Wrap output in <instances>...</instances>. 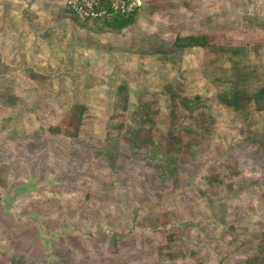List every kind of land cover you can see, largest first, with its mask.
<instances>
[{
	"label": "rangeland",
	"instance_id": "obj_1",
	"mask_svg": "<svg viewBox=\"0 0 264 264\" xmlns=\"http://www.w3.org/2000/svg\"><path fill=\"white\" fill-rule=\"evenodd\" d=\"M66 3L0 0V264L254 261L264 107L227 109L204 51H172L192 34L240 48L223 67L239 66L253 96L264 0H143L119 32L79 25ZM138 127L161 151L133 149Z\"/></svg>",
	"mask_w": 264,
	"mask_h": 264
},
{
	"label": "trees",
	"instance_id": "obj_2",
	"mask_svg": "<svg viewBox=\"0 0 264 264\" xmlns=\"http://www.w3.org/2000/svg\"><path fill=\"white\" fill-rule=\"evenodd\" d=\"M103 4L108 7V0H103ZM141 7L136 8L135 12L132 14L122 15L120 13L111 12V16L101 17L96 20H86L80 21L69 9L71 16L73 19L79 23V25H88L94 30L100 31H110V32H119L124 28L128 27L134 21L135 14L139 12ZM199 48L202 49L206 55L207 61L205 62V69L207 73V78H209L214 85L219 89L218 98L222 105H224L227 109L231 110L235 113H244L248 110V104L250 102H254L257 108L262 109L264 107V76L261 79V83L257 86L254 90L253 96H249L247 93V87L244 82V74L242 69L239 66L234 65L231 68H224V57L226 56H236L240 53V48L237 47H230L224 46L219 43H214L211 41L210 37L207 34H192L184 37H176L173 42V51L174 52H181L186 49H193ZM258 79V80H259ZM244 86H243V85ZM127 98L124 97L122 102V111H125L127 108ZM184 107L191 111L193 110L191 101L187 100L184 103ZM78 112V121L81 122V116L84 113L82 107L77 108ZM144 117V119H143ZM142 119L145 121H150L151 118L145 115ZM141 119V118H140ZM144 128L138 127L134 134H131L127 141L131 143L133 149H138L142 145L149 147V152H154L155 150L160 149L157 148L156 142H153L151 138L148 136L143 139L141 142L138 140L139 133ZM52 133L57 134L58 129L51 128L50 130ZM253 142L258 143V148L264 153V135L259 136L255 135L252 138ZM149 145V146H147ZM176 143L170 144L171 147L169 150L166 149L165 155L176 152L177 150L174 149ZM168 151V152H167ZM7 183L6 176H5V168L4 170L0 168V186L5 187ZM24 257V255L13 254L10 259L15 261L22 260L28 263V259ZM28 260V261H27ZM250 262V261H249ZM15 264H20V262H13ZM249 264H264V250H260V255L254 261H251Z\"/></svg>",
	"mask_w": 264,
	"mask_h": 264
},
{
	"label": "built area",
	"instance_id": "obj_3",
	"mask_svg": "<svg viewBox=\"0 0 264 264\" xmlns=\"http://www.w3.org/2000/svg\"><path fill=\"white\" fill-rule=\"evenodd\" d=\"M66 4L80 21H86L109 18L111 12L132 14L136 8L142 7L143 0H108V7L103 4V0H67Z\"/></svg>",
	"mask_w": 264,
	"mask_h": 264
}]
</instances>
